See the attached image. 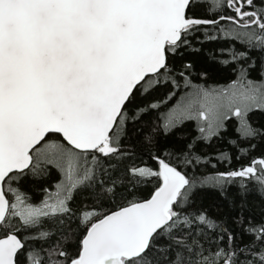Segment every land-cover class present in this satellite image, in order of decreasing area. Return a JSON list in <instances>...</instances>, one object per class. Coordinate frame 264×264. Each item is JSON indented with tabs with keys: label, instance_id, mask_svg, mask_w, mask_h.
<instances>
[{
	"label": "snow or ice",
	"instance_id": "6c2138e0",
	"mask_svg": "<svg viewBox=\"0 0 264 264\" xmlns=\"http://www.w3.org/2000/svg\"><path fill=\"white\" fill-rule=\"evenodd\" d=\"M207 3L209 11L227 7L233 14L197 18L192 13L204 8L205 0H0V264H190L176 250L183 245L177 234L193 224L222 234L218 239L224 240V247L203 258V264H264V222H248L237 236L204 211L184 214L183 206L193 203L194 190L202 185L189 179L182 166L209 159L196 154L194 144L185 145L179 159H170L172 153L153 157L156 170L137 164V154L125 147L128 124L147 111L137 108L129 115L137 95L162 83L177 86L170 56L187 43L182 36L190 29L225 21L264 33V0ZM246 85L230 95L221 92L198 112L199 119L209 122V137L201 139L226 128L228 115L220 111L225 107L238 118L245 139L264 137V129L247 118L254 110L264 111V84L249 80ZM162 127L167 133L176 124L168 121ZM54 136L65 143L52 140ZM145 141L153 143V138ZM255 147L240 151L247 155ZM45 149L52 155L48 162H55L65 178L54 200L49 196L34 206L14 185L32 164L33 152L39 157ZM153 177L162 183L149 198L130 200L116 211L73 207L77 195L123 198ZM236 177L254 178L258 185L248 188L241 180L235 194L241 207L249 195L264 199V155L218 174L212 186L233 203L228 184ZM45 219L69 226L65 241L71 239L74 221L76 228L83 226L78 250L57 242L45 259L33 248L25 232ZM236 223H245L242 215ZM51 235L41 231L39 239ZM184 249L190 250L187 245Z\"/></svg>",
	"mask_w": 264,
	"mask_h": 264
},
{
	"label": "trees",
	"instance_id": "16d2710c",
	"mask_svg": "<svg viewBox=\"0 0 264 264\" xmlns=\"http://www.w3.org/2000/svg\"><path fill=\"white\" fill-rule=\"evenodd\" d=\"M209 7L205 0V7L197 8L192 14L202 18L233 14L227 7L216 11H209ZM182 39H186L187 43L180 44L175 54L170 56L173 69L171 75L177 86L174 87L171 82L162 83L146 95H137L135 104L130 106L132 111L129 115L136 114L134 110L137 108H147V111L139 113V119L128 124V139L125 147L137 154V164L142 161L144 165L156 170L158 163L153 157L165 158L172 153L170 159H179L185 145L194 144L195 153L209 159L207 162L194 166H182L183 172L189 179H195L198 185H202L194 190L193 203L183 206L184 214L194 215L204 211L217 221H223L229 232L239 236L248 222H264V199L258 195H249L247 203L241 207L240 197L235 195L241 180L248 188L258 187L256 181L251 177L232 179L228 184V196L235 197V203L221 196L219 189L212 185L218 179L219 173L240 169L251 163L253 159L264 155V137L245 139L238 131L240 127L238 118L227 113L228 119L224 121L226 128L221 129L218 136L201 139V137H209V131L204 126L206 122L201 124L198 121L196 116L198 111L192 116L173 120L167 117V112L185 91L193 87L219 90L225 89L230 83L236 81L250 80L264 83V33L254 27L249 29L220 21L218 25L195 26L186 36H182ZM239 53H246V55L234 58ZM185 65H191V67L185 68ZM181 72L184 73L183 76H180ZM150 105L157 106L149 107ZM247 118L254 127L264 129V111L254 110ZM168 121L175 123L176 127L166 133L162 126ZM200 128H204L205 132L202 133ZM145 137H152L153 143H147ZM52 140L65 143L60 136H54ZM252 144L256 147L247 155L241 153L240 149ZM221 154H227L230 158L225 159ZM51 158L49 149H45L39 157L33 152L32 164L19 173V179L14 186L26 196V203L34 206L42 205V202L61 182L63 171L55 162H48ZM257 175H260L259 171ZM100 178L107 179L106 176ZM159 183L160 178L153 177L149 182L134 189L132 195L125 193L123 198L116 196L94 199L85 192L77 195L73 207L83 204L89 208L95 207L99 213L104 214L130 200L148 197ZM12 195L9 194L10 197ZM241 215L245 221L243 225L236 223ZM17 226L23 230L19 222ZM68 227L67 224L61 226L45 219L42 225L26 231L25 236L32 240V247L47 259L46 253L50 252L57 242H60L62 246L66 245L73 252L78 250L83 226L76 228L74 221L71 225V239L65 241L64 235L67 234ZM47 230H50L53 235L47 239H39L40 232ZM177 235L183 236V245L176 250L190 264H203V258L210 257L218 248L224 247V240L218 239V236L222 234L199 228L195 224ZM244 239L248 237L244 236ZM184 245H187L190 250L185 251Z\"/></svg>",
	"mask_w": 264,
	"mask_h": 264
},
{
	"label": "rangeland",
	"instance_id": "374dc122",
	"mask_svg": "<svg viewBox=\"0 0 264 264\" xmlns=\"http://www.w3.org/2000/svg\"><path fill=\"white\" fill-rule=\"evenodd\" d=\"M246 82L236 81L235 87H233V83H230L225 89L221 88L219 90H216V89L207 90V89H202L200 87L190 88L187 91H185L179 97V99L174 103V105L169 109V111L167 112V117L170 120H173V119H179L183 117L192 116L197 111L198 112L204 111L205 106H210L211 104H213L215 102L214 98L219 96L221 92H224L225 95H230L232 91H238V90H241L242 87L247 86ZM254 83L257 85L264 84L263 82H254ZM205 92L209 93L207 97H205L204 95ZM220 111L225 112V113H231V111H229L226 107L221 108ZM198 112L196 113L197 118H198ZM198 121L201 124H204L206 122L199 118H198ZM208 124L209 122H206L204 124L207 131H209ZM64 178L65 177H64V172H63L61 181H63ZM60 184L61 182L58 183V186ZM57 191H58V187L51 194H49L45 200H47L49 196H51L52 199L54 200Z\"/></svg>",
	"mask_w": 264,
	"mask_h": 264
},
{
	"label": "water",
	"instance_id": "95a60500",
	"mask_svg": "<svg viewBox=\"0 0 264 264\" xmlns=\"http://www.w3.org/2000/svg\"><path fill=\"white\" fill-rule=\"evenodd\" d=\"M197 18H201V19H218L219 18V16L218 17H216V18H202V17H197ZM161 183H162V180L160 179V183H159V185L156 187V188H158L159 186H161ZM156 188L152 191V193L156 190ZM151 193V194H152ZM150 194V195H151ZM150 195L148 196V197H146V198H143V199H147V198H149L150 197ZM143 199H139V200H143ZM127 204V203H126ZM126 204H124V205H121V206H118V207H116V208H114V209H111V210H109V211H107V212H105L104 214H107V213H109V212H113V211H116L118 208H120V207H123V206H126ZM95 221V220H94Z\"/></svg>",
	"mask_w": 264,
	"mask_h": 264
}]
</instances>
